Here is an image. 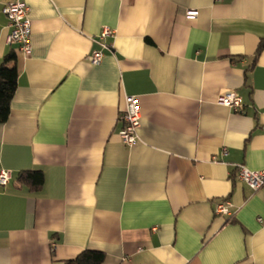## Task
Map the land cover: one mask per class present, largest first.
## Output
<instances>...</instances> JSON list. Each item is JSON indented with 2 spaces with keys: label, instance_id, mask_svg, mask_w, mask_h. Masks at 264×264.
Returning <instances> with one entry per match:
<instances>
[{
  "label": "crops",
  "instance_id": "1",
  "mask_svg": "<svg viewBox=\"0 0 264 264\" xmlns=\"http://www.w3.org/2000/svg\"><path fill=\"white\" fill-rule=\"evenodd\" d=\"M8 1L0 63L13 50L18 77L0 124V264L82 250L101 264H264V188L237 178L264 168V0H20L27 56L6 40ZM230 91L241 111L218 103ZM126 95L141 117L131 147ZM24 170L42 172L39 190ZM224 200L230 214H215Z\"/></svg>",
  "mask_w": 264,
  "mask_h": 264
},
{
  "label": "built area",
  "instance_id": "2",
  "mask_svg": "<svg viewBox=\"0 0 264 264\" xmlns=\"http://www.w3.org/2000/svg\"><path fill=\"white\" fill-rule=\"evenodd\" d=\"M28 10V6L20 0L8 1L2 6V13L6 16L10 27L6 40L9 44H16L24 56H27L31 50L30 18L28 17ZM187 15L195 16L196 11L188 10ZM112 34L113 31L110 28L106 26L101 28L99 38L101 39L100 45L102 48H107V44L104 40ZM102 56V49L93 50L90 54V62L97 64L101 61ZM218 103L234 111H241L243 106L241 97L234 91L226 92L219 96ZM121 118L123 125L118 131V136L124 145L131 147L135 145L139 139L137 129L140 125L141 117L138 98L136 96H125V109ZM225 153L226 149H223L222 154ZM10 176V170L0 168V186H5L8 183ZM237 178L252 190L264 188V168L261 170H250L244 165H239L237 166ZM229 207L230 202L224 200L215 205L214 213L217 215H228L230 214Z\"/></svg>",
  "mask_w": 264,
  "mask_h": 264
},
{
  "label": "trees",
  "instance_id": "3",
  "mask_svg": "<svg viewBox=\"0 0 264 264\" xmlns=\"http://www.w3.org/2000/svg\"><path fill=\"white\" fill-rule=\"evenodd\" d=\"M264 48V38L258 44L257 52ZM16 54L9 51L0 63V124L7 121L10 113V102L17 86L18 70L14 64ZM18 178L29 191H37L42 187L44 177L38 170H24ZM105 255L101 251L82 250L74 259L66 260L65 264H101Z\"/></svg>",
  "mask_w": 264,
  "mask_h": 264
}]
</instances>
